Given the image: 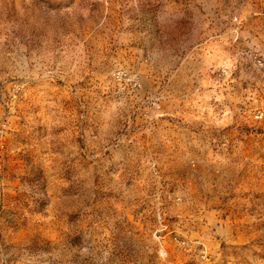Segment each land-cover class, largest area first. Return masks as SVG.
Returning <instances> with one entry per match:
<instances>
[{
	"label": "rangeland",
	"instance_id": "1",
	"mask_svg": "<svg viewBox=\"0 0 264 264\" xmlns=\"http://www.w3.org/2000/svg\"><path fill=\"white\" fill-rule=\"evenodd\" d=\"M258 112L264 0H0V264H264Z\"/></svg>",
	"mask_w": 264,
	"mask_h": 264
},
{
	"label": "built area",
	"instance_id": "2",
	"mask_svg": "<svg viewBox=\"0 0 264 264\" xmlns=\"http://www.w3.org/2000/svg\"><path fill=\"white\" fill-rule=\"evenodd\" d=\"M116 77L120 81L123 80L124 78H126L125 80L129 81L133 88L138 87V82L135 79H132L131 77H127V74H124L123 72H118ZM256 118L257 119H263L264 118V113L263 112H258Z\"/></svg>",
	"mask_w": 264,
	"mask_h": 264
}]
</instances>
